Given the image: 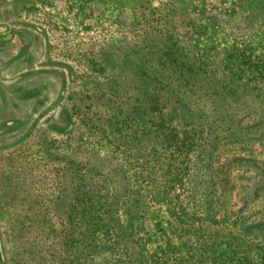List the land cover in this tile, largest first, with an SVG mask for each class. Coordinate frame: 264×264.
I'll return each instance as SVG.
<instances>
[{
  "label": "rangeland",
  "instance_id": "rangeland-1",
  "mask_svg": "<svg viewBox=\"0 0 264 264\" xmlns=\"http://www.w3.org/2000/svg\"><path fill=\"white\" fill-rule=\"evenodd\" d=\"M256 2L6 0L0 5V20L11 21L16 30H26L31 37L30 55L25 58L29 62L22 68H6L0 75L5 80L19 79L14 85L0 84V264H48L43 249L49 248L52 237L44 240V235L50 231L58 239L72 198L66 161H73L77 174L89 175L88 183L97 187L102 182L126 183L118 171L125 156L109 138H99L97 127L83 123L82 113L95 125L106 115L84 95L109 88L120 74L130 75L133 58L127 56L132 55L133 44L141 43L145 33L158 40L162 34L157 30L167 28L180 40L189 39L202 54H213L212 46L221 50L246 45L254 58L264 60V43L256 42L259 35L264 37V0ZM19 31L13 34L21 36ZM20 36L16 43L8 40L0 63L17 51ZM194 121L182 125L179 132L203 133L195 138L205 136V143L214 149L211 166L196 160L199 141L186 152L190 156L177 161L183 159L182 167L188 163L189 174L200 186L209 187L221 208L232 213L242 207L239 217L259 221L264 214V134H242L241 144L239 136L227 134V126L219 122H212L206 132L198 124L204 120ZM98 165L113 170H105L101 178L95 174ZM128 165L129 181L135 179V172L136 179L142 180L141 163ZM92 166L96 169L91 170ZM184 182L181 199L191 190ZM190 197L192 204H199V193ZM20 217H26V234L17 239ZM164 222V208L154 206L147 222L152 242Z\"/></svg>",
  "mask_w": 264,
  "mask_h": 264
},
{
  "label": "trees",
  "instance_id": "trees-1",
  "mask_svg": "<svg viewBox=\"0 0 264 264\" xmlns=\"http://www.w3.org/2000/svg\"><path fill=\"white\" fill-rule=\"evenodd\" d=\"M157 33L158 40L145 33L133 44L129 76L120 74L109 88L84 95L106 115L95 125L84 111L82 121L125 156L118 171L127 181L97 187L88 183L89 175L77 174L73 161L65 162L72 198L58 239L50 231L44 235V240L52 237L43 249L48 264H264V214L250 222L239 217L242 207L232 213L221 208L209 187L189 174L188 163L182 167L183 159L177 161L199 141L196 160L211 166L214 149L205 136L195 138L203 133L179 132L194 120H204L198 124L206 132L214 121L227 126V134L239 136L241 144L242 134H264V86L259 85L264 60L254 58L246 45L212 46L213 54H202L167 28ZM256 42L264 43V37ZM135 161L142 165V180L135 172L129 181L128 164ZM97 170L102 178L113 169L98 165ZM184 181L191 190L181 199ZM197 193L194 205L190 196ZM154 206L164 208L165 222L152 242L147 222ZM17 222L18 239L26 217Z\"/></svg>",
  "mask_w": 264,
  "mask_h": 264
},
{
  "label": "flooded vegetation",
  "instance_id": "flooded-vegetation-1",
  "mask_svg": "<svg viewBox=\"0 0 264 264\" xmlns=\"http://www.w3.org/2000/svg\"><path fill=\"white\" fill-rule=\"evenodd\" d=\"M4 3H6V0H0V5H3ZM13 25L14 23H12L11 21L0 20V53L8 49V44H7L8 40H11V43L13 42L16 43L15 41H17L18 36H20L13 34L16 31H19L16 30ZM19 32L22 33V35L20 36L21 39L20 46L17 47V51L16 50L13 51L14 53L12 57L2 60V62L0 63V75L6 68H10V67L15 68L16 66L22 68L25 65V63L29 62L28 60L26 61L25 58H28L30 55L29 52H30L31 37L28 35V32L26 30H22ZM18 80H19L18 77L5 80L2 79L0 76V84H3L5 86L14 85L15 83L18 82Z\"/></svg>",
  "mask_w": 264,
  "mask_h": 264
}]
</instances>
